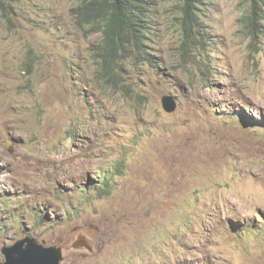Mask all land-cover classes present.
Here are the masks:
<instances>
[{
    "label": "rangeland",
    "instance_id": "1",
    "mask_svg": "<svg viewBox=\"0 0 264 264\" xmlns=\"http://www.w3.org/2000/svg\"><path fill=\"white\" fill-rule=\"evenodd\" d=\"M181 1H149L153 59L112 79L77 0L0 15V262L30 237L59 264H264V35L247 0H199L204 45L183 52ZM98 171L109 196L87 189Z\"/></svg>",
    "mask_w": 264,
    "mask_h": 264
},
{
    "label": "trees",
    "instance_id": "2",
    "mask_svg": "<svg viewBox=\"0 0 264 264\" xmlns=\"http://www.w3.org/2000/svg\"><path fill=\"white\" fill-rule=\"evenodd\" d=\"M17 0H0V15L7 16L10 5ZM150 0H77L70 9V16L79 31L98 34V44H93V53L99 70L106 79L118 78L116 65L127 57H141L151 61L153 57L145 51L146 31L149 29ZM199 0H182L180 5L182 30V51L189 42L200 40V24L197 16ZM248 12L243 27L256 47L259 37L264 35V0H247ZM207 78L208 76L205 75ZM112 172H97L96 181L87 186L89 192L98 198L113 192ZM43 218V217H42ZM246 229V228H245Z\"/></svg>",
    "mask_w": 264,
    "mask_h": 264
},
{
    "label": "water",
    "instance_id": "3",
    "mask_svg": "<svg viewBox=\"0 0 264 264\" xmlns=\"http://www.w3.org/2000/svg\"><path fill=\"white\" fill-rule=\"evenodd\" d=\"M161 104L166 113L175 111L176 105L171 97H163ZM1 254L4 260L0 264H59L62 259L59 247H46L29 237L2 247Z\"/></svg>",
    "mask_w": 264,
    "mask_h": 264
},
{
    "label": "clouds",
    "instance_id": "4",
    "mask_svg": "<svg viewBox=\"0 0 264 264\" xmlns=\"http://www.w3.org/2000/svg\"><path fill=\"white\" fill-rule=\"evenodd\" d=\"M164 111V110H163ZM174 112V111H173ZM172 113V112H171ZM30 238V237H29ZM22 239V238H21ZM31 239H34V238H31ZM35 240V239H34ZM37 241V240H36ZM38 242V241H37ZM39 243V242H38ZM42 244H43V242H42Z\"/></svg>",
    "mask_w": 264,
    "mask_h": 264
}]
</instances>
